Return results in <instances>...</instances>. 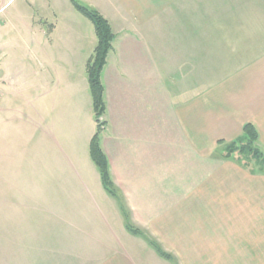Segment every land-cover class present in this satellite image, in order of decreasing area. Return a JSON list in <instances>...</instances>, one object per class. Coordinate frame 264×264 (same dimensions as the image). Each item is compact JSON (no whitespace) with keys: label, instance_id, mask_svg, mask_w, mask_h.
Masks as SVG:
<instances>
[{"label":"crops","instance_id":"crops-1","mask_svg":"<svg viewBox=\"0 0 264 264\" xmlns=\"http://www.w3.org/2000/svg\"><path fill=\"white\" fill-rule=\"evenodd\" d=\"M82 1L115 34L101 145L122 203L90 153L95 25L71 0H24L7 17L19 21L22 80L0 74V264H264V173L225 157L248 123L264 147V0ZM20 88L39 92L37 117L15 103ZM50 112L63 138L78 125L77 172L42 157ZM124 211L175 261L130 233Z\"/></svg>","mask_w":264,"mask_h":264},{"label":"trees","instance_id":"trees-1","mask_svg":"<svg viewBox=\"0 0 264 264\" xmlns=\"http://www.w3.org/2000/svg\"><path fill=\"white\" fill-rule=\"evenodd\" d=\"M71 1L80 13L92 20L98 36V45L95 49V54L88 64V78L93 98L94 116L98 123L97 132L91 140L90 153L92 160L100 171L105 189L111 196L121 202L119 189L111 178L109 160L101 145L102 131L105 125L102 117L106 113L105 88L102 81V71L106 65L108 54L112 49L115 34L108 20L98 10L82 0ZM258 139L256 128L250 123L246 124L242 136L226 146L225 157L230 158L234 156L239 161L245 159V165H249L250 162H253L258 167L257 169L264 173V150L257 146ZM124 214L126 217V227L130 233L145 238L161 257L170 261H175L174 255L167 252L159 241L149 236L144 230L134 226L129 220L126 211H124Z\"/></svg>","mask_w":264,"mask_h":264},{"label":"rangeland","instance_id":"rangeland-1","mask_svg":"<svg viewBox=\"0 0 264 264\" xmlns=\"http://www.w3.org/2000/svg\"><path fill=\"white\" fill-rule=\"evenodd\" d=\"M1 1V0H0ZM24 0H17L15 1L14 4H10L8 7L4 8L3 10L0 11V24H3V28H1L2 26H0V74L1 73H6L9 72V74L11 73V76L16 74L17 76V80L18 82H21L22 78L21 76H18V73L20 71H22L21 69V62H22V57L21 55V50H20V38H19V32L18 29L16 28V23H19L17 17L15 19L13 18H7L8 15H10V12H12L14 10V8L16 7H20L23 8L24 7ZM6 9V11H5ZM9 19V20H8ZM7 21V24H5ZM32 64L30 63V66L32 68H34L35 63H37V61H35L34 58H30ZM29 67V68H31ZM7 79V77H6ZM16 80V81H17ZM20 91L22 92V89H17V92L15 93V103L16 104H22L23 101L21 98L24 97V99L26 98L28 100L27 102V113L29 114V116H36L37 117V110L39 108V92L35 89H31L25 96L22 92V94H20ZM54 105V103L48 99V108L49 111H51V106ZM55 112H53L54 115ZM51 112L49 113L48 116V125H47V130H46V146H42L41 147V154L42 157L44 158V156H47L46 159V164L47 167H58L57 165H60L62 167H74L76 165H78V159L79 162L81 161V158H78L76 156L77 155H82L83 154V143L82 142H76L75 140H78V130L77 127L75 129V127L73 126V122H71L72 125H69V137H61L59 134H57L56 132L53 131V128L50 126L51 122ZM38 121V118H37ZM42 123V122H41ZM65 123V121H64ZM89 125V124H88ZM72 129L76 130V134L74 135V132L72 133ZM33 133V130H32ZM44 134V132H43ZM37 136L33 137V140L30 141V153L31 150L32 152L34 150H37ZM260 147L263 149L264 147L262 145H260ZM45 149V150H44ZM38 152V150H37ZM74 152V153H73ZM79 156V157H80ZM34 155L32 154V160H33ZM245 160V159H244ZM240 161L241 164L245 165V161ZM92 162V160H91ZM32 165H39L38 162V158L35 161L31 162ZM81 163V162H80ZM84 163V162H83ZM252 168H254L255 170H258L257 166L255 165V163H251L249 164ZM27 169V168H26ZM28 170V169H27ZM74 171L77 172V168L74 167ZM31 170H29V173H24L25 174V180L27 181L26 184H28L29 186L36 184L34 183L35 181H37V173H30ZM55 172H58V169H55ZM61 176V173L59 174ZM83 176V174H82ZM39 178V177H38ZM85 178V177H84ZM101 203V202H98ZM99 205V204H98ZM165 240L167 242L170 243V245H173L174 247L180 248L181 249V244H182V238H174V237H167L165 238ZM189 255V259L190 257L195 256L194 260H198V257H203V254H199V253H194V254H188ZM188 260V259H187Z\"/></svg>","mask_w":264,"mask_h":264}]
</instances>
